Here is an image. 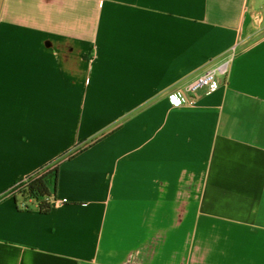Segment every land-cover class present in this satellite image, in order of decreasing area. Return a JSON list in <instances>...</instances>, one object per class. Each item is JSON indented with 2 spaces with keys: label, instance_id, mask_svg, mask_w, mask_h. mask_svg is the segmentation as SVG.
Masks as SVG:
<instances>
[{
  "label": "crops",
  "instance_id": "0c3cea01",
  "mask_svg": "<svg viewBox=\"0 0 264 264\" xmlns=\"http://www.w3.org/2000/svg\"><path fill=\"white\" fill-rule=\"evenodd\" d=\"M59 1L0 0V194L144 107L61 164L49 214L0 202V264H264V0Z\"/></svg>",
  "mask_w": 264,
  "mask_h": 264
},
{
  "label": "trees",
  "instance_id": "16d2710c",
  "mask_svg": "<svg viewBox=\"0 0 264 264\" xmlns=\"http://www.w3.org/2000/svg\"><path fill=\"white\" fill-rule=\"evenodd\" d=\"M143 107L137 108L126 117L84 140L79 146L54 157L41 168L14 183L0 194V202L11 197L15 200L18 209L29 211L32 205L37 213L49 214L57 196V181L61 164L78 157L85 150L112 135L121 128L127 118L139 112Z\"/></svg>",
  "mask_w": 264,
  "mask_h": 264
},
{
  "label": "built area",
  "instance_id": "2783aa9c",
  "mask_svg": "<svg viewBox=\"0 0 264 264\" xmlns=\"http://www.w3.org/2000/svg\"><path fill=\"white\" fill-rule=\"evenodd\" d=\"M235 53L236 47H232L228 56L219 63L218 67L203 73L186 89L185 95L189 102L193 103L199 101L203 96L211 94L217 90V76L226 77Z\"/></svg>",
  "mask_w": 264,
  "mask_h": 264
},
{
  "label": "water",
  "instance_id": "95a60500",
  "mask_svg": "<svg viewBox=\"0 0 264 264\" xmlns=\"http://www.w3.org/2000/svg\"><path fill=\"white\" fill-rule=\"evenodd\" d=\"M66 0H60L58 3L59 6H62L64 4ZM42 3L45 5V6H49V5H52L53 3L50 2V1H45V0H42ZM73 133H70L69 134V139H68V144L64 147H62L59 151V153L61 152H64L66 150H72L73 148L79 146L82 142H83V135L80 134L81 130L78 126V124L76 123V126L74 127V130H72Z\"/></svg>",
  "mask_w": 264,
  "mask_h": 264
},
{
  "label": "rangeland",
  "instance_id": "374dc122",
  "mask_svg": "<svg viewBox=\"0 0 264 264\" xmlns=\"http://www.w3.org/2000/svg\"><path fill=\"white\" fill-rule=\"evenodd\" d=\"M259 16L255 15L254 19L250 21V28H253L254 31H256L257 28L260 27L261 32L264 31V5H262L261 8H259ZM259 35V34H256ZM256 37V36H255Z\"/></svg>",
  "mask_w": 264,
  "mask_h": 264
},
{
  "label": "flooded vegetation",
  "instance_id": "af4514ba",
  "mask_svg": "<svg viewBox=\"0 0 264 264\" xmlns=\"http://www.w3.org/2000/svg\"><path fill=\"white\" fill-rule=\"evenodd\" d=\"M45 1H51V0H45Z\"/></svg>",
  "mask_w": 264,
  "mask_h": 264
}]
</instances>
